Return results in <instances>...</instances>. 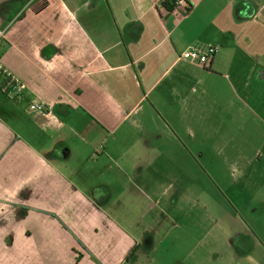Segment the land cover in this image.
Wrapping results in <instances>:
<instances>
[{
  "label": "crops",
  "instance_id": "1",
  "mask_svg": "<svg viewBox=\"0 0 264 264\" xmlns=\"http://www.w3.org/2000/svg\"><path fill=\"white\" fill-rule=\"evenodd\" d=\"M162 2L0 0V56L27 85L0 89V264H264V245L180 209L206 190L162 191L155 160L186 134L173 108L197 72L249 59L264 80V0ZM208 45V67L182 56Z\"/></svg>",
  "mask_w": 264,
  "mask_h": 264
},
{
  "label": "rangeland",
  "instance_id": "2",
  "mask_svg": "<svg viewBox=\"0 0 264 264\" xmlns=\"http://www.w3.org/2000/svg\"><path fill=\"white\" fill-rule=\"evenodd\" d=\"M250 61L236 60L239 72L232 70L228 80L197 72L204 82L187 88L189 105L173 108L186 134L173 140L174 155L163 151L155 160L161 169L168 167L159 171L162 191L166 181L178 180L193 192L206 190L200 202L191 197L178 202L180 209L185 205L191 213L216 217L226 236L250 240L251 246L264 245V80L250 72ZM167 206L162 201L154 209ZM252 254L250 258L262 259L260 251Z\"/></svg>",
  "mask_w": 264,
  "mask_h": 264
},
{
  "label": "built area",
  "instance_id": "3",
  "mask_svg": "<svg viewBox=\"0 0 264 264\" xmlns=\"http://www.w3.org/2000/svg\"><path fill=\"white\" fill-rule=\"evenodd\" d=\"M175 10H179L183 13L190 11V5L187 0H174ZM3 33L0 31V35ZM216 52V47L213 45H208L204 48L191 47L182 53L183 57L189 58L191 61L198 63L204 67H208L211 60ZM27 88L25 82L20 80L16 75H14L4 64L0 56V89L9 98H15L22 95ZM33 110L42 109L45 107L44 102H34L30 105Z\"/></svg>",
  "mask_w": 264,
  "mask_h": 264
},
{
  "label": "trees",
  "instance_id": "4",
  "mask_svg": "<svg viewBox=\"0 0 264 264\" xmlns=\"http://www.w3.org/2000/svg\"><path fill=\"white\" fill-rule=\"evenodd\" d=\"M162 5L167 10H174V7H175L174 0H163Z\"/></svg>",
  "mask_w": 264,
  "mask_h": 264
}]
</instances>
